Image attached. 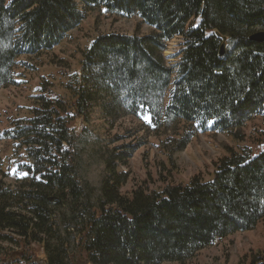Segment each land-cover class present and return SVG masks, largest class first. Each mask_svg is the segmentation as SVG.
<instances>
[{"label":"trees","instance_id":"obj_1","mask_svg":"<svg viewBox=\"0 0 264 264\" xmlns=\"http://www.w3.org/2000/svg\"><path fill=\"white\" fill-rule=\"evenodd\" d=\"M99 8L153 32L98 36L83 54L74 102L42 83L32 118L5 133L25 163L24 177L10 181L0 161V264H187L264 221V151L229 149L208 182L194 177L127 196L131 173L120 168H130L138 146L105 151L95 189L81 179L70 127L85 128L98 109L110 124L151 116L160 130L186 129L161 143L167 150L174 142L171 154L188 148L194 126L244 141L246 126L264 114V41L252 40L264 33V0H0V91L16 84L21 58L54 51ZM176 38L183 44L172 68L165 54ZM246 260L264 264V251Z\"/></svg>","mask_w":264,"mask_h":264},{"label":"rangeland","instance_id":"obj_2","mask_svg":"<svg viewBox=\"0 0 264 264\" xmlns=\"http://www.w3.org/2000/svg\"><path fill=\"white\" fill-rule=\"evenodd\" d=\"M136 32L148 35L153 29L142 24L137 17L126 19L113 16L99 8L87 13L81 27L73 31L54 51L41 57H24L18 61L16 84L0 91V161L10 181L24 177L19 167L25 160L24 151L11 146L5 140V133L15 122L32 118L31 111L37 97L42 95L40 85L46 84V89L53 96L72 104L83 54L91 43L104 34L133 35ZM182 44L183 39L176 38L168 45L165 57L172 68L177 66ZM70 127L73 128L78 149L80 176L86 183L84 175L90 170L98 168L105 176L102 161L105 151L121 150L124 145L138 146L130 160V168H120L122 172L131 173L128 184L122 189V193L127 196H131L139 187L150 193H161L169 185L188 186L194 177L208 182L213 178L217 163L228 155L229 149L250 157L264 151V114L246 126L244 141L241 142H236L229 135L204 133L194 126L191 130H197L196 136L188 148L175 154H171L174 142H167V150L160 147L161 143L171 141L170 138L177 141L186 134V129L174 124L167 128V132L146 123L144 119L125 118L117 124H110L95 109L85 128H81L79 121L72 122ZM76 237V232L69 236L73 252L76 251L73 242ZM257 251H264V221L252 232L239 233L215 242L187 264H246V257Z\"/></svg>","mask_w":264,"mask_h":264},{"label":"clouds","instance_id":"obj_3","mask_svg":"<svg viewBox=\"0 0 264 264\" xmlns=\"http://www.w3.org/2000/svg\"><path fill=\"white\" fill-rule=\"evenodd\" d=\"M84 180H86L93 188L99 189L103 182V173L98 168L90 170L84 175Z\"/></svg>","mask_w":264,"mask_h":264},{"label":"water","instance_id":"obj_4","mask_svg":"<svg viewBox=\"0 0 264 264\" xmlns=\"http://www.w3.org/2000/svg\"><path fill=\"white\" fill-rule=\"evenodd\" d=\"M252 40L258 41V42H263L264 41V33H258L256 35H254L252 37ZM222 54H223V52H222Z\"/></svg>","mask_w":264,"mask_h":264},{"label":"snow or ice","instance_id":"obj_5","mask_svg":"<svg viewBox=\"0 0 264 264\" xmlns=\"http://www.w3.org/2000/svg\"><path fill=\"white\" fill-rule=\"evenodd\" d=\"M142 119H144L146 123H151V116H144Z\"/></svg>","mask_w":264,"mask_h":264}]
</instances>
